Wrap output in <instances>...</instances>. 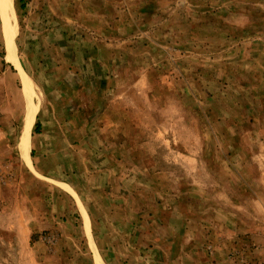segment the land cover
I'll use <instances>...</instances> for the list:
<instances>
[{
    "label": "rangeland",
    "instance_id": "374dc122",
    "mask_svg": "<svg viewBox=\"0 0 264 264\" xmlns=\"http://www.w3.org/2000/svg\"><path fill=\"white\" fill-rule=\"evenodd\" d=\"M11 6L40 131L28 165L1 133L0 264H264V0Z\"/></svg>",
    "mask_w": 264,
    "mask_h": 264
},
{
    "label": "crops",
    "instance_id": "0c3cea01",
    "mask_svg": "<svg viewBox=\"0 0 264 264\" xmlns=\"http://www.w3.org/2000/svg\"><path fill=\"white\" fill-rule=\"evenodd\" d=\"M5 61H7L10 64V66H13V64L11 62H9L7 59ZM1 66H2L1 68L4 67L3 64H1ZM14 69L17 70V68H15V67H14ZM2 72H3V74H5V75L7 74L8 75L9 70L6 69V70H4ZM16 75H17V79L21 82V89L20 90H21V93H22V96H23V111H22V113L21 112L20 113L16 112L15 114H9V115H6V114L2 115L1 114L0 115V137H2V134H1L2 132H5L6 130H8L7 133L4 134L5 137H6L5 138L6 140H4V138H1V140L4 141L5 143H7L8 148L10 149V153L16 154L18 156V159L23 160L27 164L28 162L26 161V157H24L23 154L26 156L27 151L29 150L28 151L29 160H30V162L33 161V157H34L33 156V151H34L33 149L36 148L34 146L35 141H34V138H33V132H34L33 129H34V127H35V125H36V123L38 121L37 118H38V115H39V110H40L39 106L40 105H38L36 103L35 96H34L33 104L37 105L38 108H37L36 113H35V118H34L33 124L30 127L27 128L26 132H24L23 129H25L26 108H27V103L28 102H27V99H26L25 90L23 88L24 84L22 82V78H21L20 73H19L18 70H17V74ZM30 79L32 80V82H34V79L32 77ZM17 122H20V125L16 126ZM13 129L18 132L17 141H16V143H11V142L8 143L9 141H11V139H12V141L14 140L13 137L11 139L8 138V137L13 136L14 133H12V131H9V130H13ZM25 133H26L25 137L27 138L25 140V142L28 143V148H27V145L22 146V142H24V139H25L23 135ZM22 139H23V141H21ZM23 152H25V153H23Z\"/></svg>",
    "mask_w": 264,
    "mask_h": 264
},
{
    "label": "bare ground",
    "instance_id": "6f19581e",
    "mask_svg": "<svg viewBox=\"0 0 264 264\" xmlns=\"http://www.w3.org/2000/svg\"><path fill=\"white\" fill-rule=\"evenodd\" d=\"M5 6H6V10H9V14H10V10H12L11 12L13 13V16H14V11H13V7L11 6V0H0V8L2 10V14H3V18H4V21H5V30H6V36H7V43H6V46H7V53H6V58L9 62H11L15 68H17L18 70H20V76L22 78V82L24 84V90H25V94H26V98H27V108H26V123H25V129L24 132H26L27 128L30 127L32 124H33V121H34V117H35V112L37 110V105L33 104V99H32V96H34V93H33V82L32 80L30 79L31 77H29L26 72L23 70V68H21V65L19 64V61H18V56H16V53H15V48H14V43H13V37L15 35V31L12 32V30L10 29V26H9V21H8V15L6 14V12H4L5 10ZM4 10H3V8ZM10 8V9H9ZM10 21H14L13 19H10ZM14 27V26H13ZM12 28V27H11ZM16 28V27H15ZM15 28L13 30H15ZM8 30V31H7ZM36 86V85H35ZM37 87V86H36ZM38 88V87H37ZM39 91V90H38ZM37 96H38V93H37ZM41 96V94H40ZM39 98V97H38ZM24 136V142H22V146H25L27 145V148H28V143L25 142V140L27 139L25 136H26V133L23 135ZM23 141V139L21 140ZM21 146V145H20ZM29 151V150H28ZM28 151H27V154L26 156L23 154L24 157H26V161L29 163L30 160H29V157H28ZM25 153V152H23ZM69 188V187H68ZM84 219L85 221L88 223V216L87 214L85 213L84 214ZM86 223V224H87ZM88 232V231H87ZM90 232V231H89ZM89 234V233H88ZM91 235V234H90ZM89 236V235H88ZM92 237V236H91ZM87 238H90V237H87ZM92 239V238H91ZM90 239V246H91V249L93 251V253L95 254V261H96V264H105L102 259H101V256L98 254V251H97V248L95 247L94 243L92 242V240ZM89 240V239H88Z\"/></svg>",
    "mask_w": 264,
    "mask_h": 264
},
{
    "label": "trees",
    "instance_id": "16d2710c",
    "mask_svg": "<svg viewBox=\"0 0 264 264\" xmlns=\"http://www.w3.org/2000/svg\"><path fill=\"white\" fill-rule=\"evenodd\" d=\"M35 127H36V128H35V131H36V132H39V131H40V127H39V123H38V122L36 123Z\"/></svg>",
    "mask_w": 264,
    "mask_h": 264
}]
</instances>
